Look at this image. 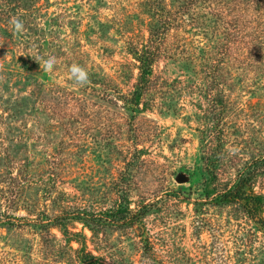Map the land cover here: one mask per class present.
I'll list each match as a JSON object with an SVG mask.
<instances>
[{"label":"rangeland","instance_id":"obj_1","mask_svg":"<svg viewBox=\"0 0 264 264\" xmlns=\"http://www.w3.org/2000/svg\"><path fill=\"white\" fill-rule=\"evenodd\" d=\"M140 1L0 0V264H87L85 251L104 264H264L263 228L215 197L239 174L264 195V49L240 64L228 53L238 67L220 107L200 48L215 35L187 18L143 79L129 52L149 39ZM117 207L131 219H77Z\"/></svg>","mask_w":264,"mask_h":264},{"label":"trees","instance_id":"obj_2","mask_svg":"<svg viewBox=\"0 0 264 264\" xmlns=\"http://www.w3.org/2000/svg\"><path fill=\"white\" fill-rule=\"evenodd\" d=\"M140 4L149 16L147 22L149 39L140 48L131 46L129 52L139 62L138 69L141 78L144 79L150 75L153 63L165 51L166 29L177 25L179 29L187 31L188 28L185 25L189 18L190 29L200 28L203 29L204 34L211 32L215 35V38L209 41L206 34L207 44L200 48L207 56L206 65L209 71L213 74L219 71L216 80L218 90L215 97L216 103L220 107L224 105V102L231 103L230 95L225 93V90H228L226 87L232 85L233 80L231 72H227V69L238 66L235 65L236 61H232L231 64L227 56L228 53L234 51L241 56L237 63L240 64L241 59L245 60L242 50H245L244 56H247L248 52L259 53L258 50H262L261 47L264 49V0H172L171 2L141 0ZM218 33H223V36L221 37ZM186 40H191L188 35ZM214 47H216V53L213 51ZM236 54L234 55L235 60ZM260 54H264V51ZM255 66L264 70V62H257ZM215 197L218 203L239 201L246 215L255 219L264 230V216L261 213L264 208V195L253 190L250 174H239L230 186L217 190ZM110 210L109 215L102 218L101 216L95 218L87 213L84 216H77V219L92 227V225L120 223L129 218L126 216L127 210L118 207ZM145 212L146 210L140 215ZM91 229L94 230L93 227ZM82 260L87 264H104L90 251H85Z\"/></svg>","mask_w":264,"mask_h":264},{"label":"clouds","instance_id":"obj_3","mask_svg":"<svg viewBox=\"0 0 264 264\" xmlns=\"http://www.w3.org/2000/svg\"><path fill=\"white\" fill-rule=\"evenodd\" d=\"M12 26V31L14 35L20 34L23 32L24 25L21 20L17 17H13L9 21ZM57 63V58L55 56L50 55L46 60H43L41 67L46 72H51L54 68V65ZM70 79H72L75 83L83 86L88 83V72L79 64L73 63L69 68ZM234 154V150H233Z\"/></svg>","mask_w":264,"mask_h":264},{"label":"water","instance_id":"obj_4","mask_svg":"<svg viewBox=\"0 0 264 264\" xmlns=\"http://www.w3.org/2000/svg\"><path fill=\"white\" fill-rule=\"evenodd\" d=\"M176 180H177V181H184V180H186V176H185V174H184L183 172L179 173V174L177 175V177H176Z\"/></svg>","mask_w":264,"mask_h":264}]
</instances>
